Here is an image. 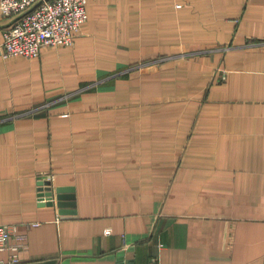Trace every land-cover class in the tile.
<instances>
[{"label": "crops", "instance_id": "0c3cea01", "mask_svg": "<svg viewBox=\"0 0 264 264\" xmlns=\"http://www.w3.org/2000/svg\"><path fill=\"white\" fill-rule=\"evenodd\" d=\"M86 12L35 59L2 57L0 17V225L22 264H264V0ZM49 174L70 213L38 202Z\"/></svg>", "mask_w": 264, "mask_h": 264}, {"label": "built area", "instance_id": "2783aa9c", "mask_svg": "<svg viewBox=\"0 0 264 264\" xmlns=\"http://www.w3.org/2000/svg\"><path fill=\"white\" fill-rule=\"evenodd\" d=\"M86 6L87 0H0V17L9 21L2 30V57L35 59L43 47L73 46L88 20ZM51 180L49 174L47 181ZM47 201L54 200L39 191L38 202ZM26 240L15 226L0 225V254H6L0 256V264H22ZM149 264L159 263L153 258Z\"/></svg>", "mask_w": 264, "mask_h": 264}, {"label": "water", "instance_id": "95a60500", "mask_svg": "<svg viewBox=\"0 0 264 264\" xmlns=\"http://www.w3.org/2000/svg\"><path fill=\"white\" fill-rule=\"evenodd\" d=\"M40 187L38 191H42L44 196H48L49 198L53 199L54 201H47V205H55L57 208L61 209V213H70L67 212V210H64V207H70L74 208V195L65 194L64 192L70 191V188H53L51 186V181L40 182ZM74 211V210H73ZM72 214H75L74 212H71Z\"/></svg>", "mask_w": 264, "mask_h": 264}]
</instances>
